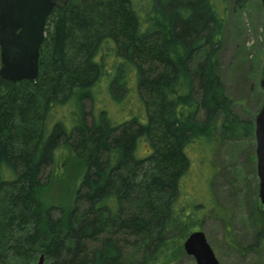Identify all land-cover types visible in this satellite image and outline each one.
I'll return each instance as SVG.
<instances>
[{"label": "trees", "instance_id": "1", "mask_svg": "<svg viewBox=\"0 0 264 264\" xmlns=\"http://www.w3.org/2000/svg\"><path fill=\"white\" fill-rule=\"evenodd\" d=\"M82 1L50 16L36 81L0 77V264H179L202 228L190 150L254 130L220 77L227 0H114L124 29L99 2L113 26L69 53ZM101 85L136 115L115 122Z\"/></svg>", "mask_w": 264, "mask_h": 264}, {"label": "rangeland", "instance_id": "2", "mask_svg": "<svg viewBox=\"0 0 264 264\" xmlns=\"http://www.w3.org/2000/svg\"><path fill=\"white\" fill-rule=\"evenodd\" d=\"M56 1V9H59L73 0ZM99 2L114 3V10L119 11L114 0H83L81 7L90 28L85 31L79 23L70 25L69 53L82 50L85 42L93 41L99 32H105L107 26H113L109 9L97 7ZM227 3L229 16L220 52V77L234 102L235 114L243 121L252 122L254 130L232 139L217 138L210 147L204 145L202 152L198 143L194 144L190 150L193 159L190 177L194 182L191 184L189 179L194 188L186 187L185 199L200 203V209L203 210L200 230L204 232L220 264H264V205L259 198L255 138V120L264 101L261 86L264 70V8L262 0H227ZM119 12V26L124 29L128 25L127 14L123 10ZM52 21L48 19L46 39L49 38V32L54 30ZM103 86L97 88L102 99L98 104L108 108L115 122H124L136 115V106H126V101L117 104L105 99ZM86 107L89 111L90 103ZM98 109L99 106H96ZM142 148V154L151 151L146 144ZM62 163L64 170L65 162ZM73 170L68 166V178L73 176ZM68 182L66 188H71L70 184L75 181L70 179ZM134 251L135 246L131 245L128 252L134 255ZM179 264L197 263L184 251Z\"/></svg>", "mask_w": 264, "mask_h": 264}, {"label": "water", "instance_id": "3", "mask_svg": "<svg viewBox=\"0 0 264 264\" xmlns=\"http://www.w3.org/2000/svg\"><path fill=\"white\" fill-rule=\"evenodd\" d=\"M262 4L264 8V0ZM56 5V0H0L2 79L17 83L38 78L47 21ZM261 86L264 91V70ZM255 138L259 198L264 205V101L255 120ZM183 247L197 264H220L201 230L192 232ZM38 264H44V256Z\"/></svg>", "mask_w": 264, "mask_h": 264}]
</instances>
